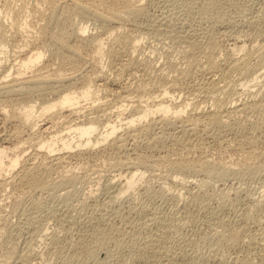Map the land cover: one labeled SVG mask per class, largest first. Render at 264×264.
Here are the masks:
<instances>
[{"label": "rangeland", "instance_id": "1", "mask_svg": "<svg viewBox=\"0 0 264 264\" xmlns=\"http://www.w3.org/2000/svg\"><path fill=\"white\" fill-rule=\"evenodd\" d=\"M3 1H5V0H0V3L4 4ZM120 1H125V0H120ZM141 2H142V5L144 6V9H145V15L142 18H137L138 20L135 18H131V17L127 18L128 20L126 19L124 21V23L126 24L123 27L124 29H121V31H123V32L126 31L127 34L129 33L128 35H130V36L132 33V37L139 36V39L143 38L142 40L140 39L139 51L138 50L135 51V53L137 52V54L133 53L132 51L130 52L131 54H129L130 58H132L133 55L136 58L135 59L133 57L135 59V61L132 58L133 64H131V65L132 66L134 65V66L132 67L130 65L131 68L129 69V71L127 70V67L125 66L126 59L127 60L129 59L128 55H126V53H124L125 55L122 54L123 55L122 57L120 55L119 57H117V59L115 58V60L117 62L115 60H113V64L109 65V63L112 62L110 60V58H108L106 56V58H108L110 60V62H109V60L106 59L105 57L102 58V57L98 56L96 54L94 48L84 46V43H82L81 41L76 42V44L80 46L81 54H82L81 56L83 58L80 56L81 57L80 59L70 60L65 55H61V54L54 53L55 54L54 56H51L50 54H46V56L44 57L43 61L39 64V66L48 65V67H47L48 69L60 70L61 72H64L66 74H73V75L78 76L79 80L76 83V86H78V87L81 86L86 81L85 78L88 75H92V71H93V73L97 69H98L97 71H99V70L103 71V72L108 71L109 74L107 72V75L105 77V78H107V80L105 78L102 80L101 79L102 77L97 79L98 80L97 83L99 82L98 84H100L101 90L98 91L99 93H97L96 96H98V97L100 96V99H99L100 101H104L107 103L109 102L108 104H110V105H108V107H110L111 109H114V110H116V108L114 107L115 105L114 104L111 105L110 101H113L114 99H116V96H118V94L120 95L119 97H121V98H123L124 95H125L124 97L129 95V97H126L127 99L130 98L131 100L134 99L135 101H137V100H143V101L149 100L150 101L152 98H155L157 95H159L160 92L158 93V89L161 90L163 86H166L168 84L170 85V81L172 80V79H170V77L175 76L174 79H177V76H180L177 79V81H178L179 78L180 79L183 78V76L180 75L182 73L184 75V79H182V81H184V84L181 82V80H179L178 83L180 84V82H181V84L179 86V91L176 92L177 95L179 96V99H178L179 102H182L185 99L191 103H197L198 102V105L200 104V106H202V107H206V106L211 105L210 106V108H211L213 106L212 104H214L216 101H219L218 99H220V101L222 100V102H223L227 98V94H230V93H231V95H228V98H229V96H231L230 99L225 100L223 103L227 104L231 101L233 102L232 99L234 98V94L237 93V92L235 93L233 91H238V90L242 89V87L248 83L249 77L251 78V76H249V75L252 74L253 69L255 70L258 67L257 64H259V60L256 59L258 54L253 51V49L251 48L250 45H252V47L256 51L257 50L256 46L258 45V48H259V46H261V44H262L261 40H263V42H264V0H141ZM207 2L215 4L216 10L214 9L215 11H213L212 9H206L207 8V6H206ZM14 3H15V1H14ZM17 3H18L17 4L18 6H22L28 11V15H27L26 20H27L28 24L30 25L28 27V29L31 31L36 30L37 27H38V29L42 28L43 26L46 25L47 21H48V25H47L48 31L49 30L52 31L53 30L52 28L57 29L58 27L70 31V29L72 28V21L75 24H79L80 22H82V18H80V17H75L74 19H72V18H65V16H63V15L60 16L59 23H56V21H54V20L50 22L49 18H50L51 13H50V11L49 12L47 11V9H49L48 5L46 3H43V4L39 5V11H41V13L43 15L47 14L46 16H47L48 20H45V22H44V20L40 19L41 15L39 13H35L37 11L32 10L33 5L36 3V0H23V1L21 0ZM217 8H219V9H217ZM167 12H169V14H167ZM162 14H164V16ZM172 14H174V15L176 14L175 19L177 18L176 17L177 15H178V18H177V20L172 19L171 23L173 25L170 24V26L167 27L166 29L164 26H162V27H164L163 30L165 32L167 31L166 35H165V32L162 30L161 26L157 27L158 29H156V27L155 28L150 27L153 29H149V27H148L149 23L148 22L152 23L153 19L154 20L156 18L159 19V18L165 17V15L169 16ZM220 14H222L223 16L225 15L224 17L227 18L224 20L227 22L223 21V23H225V24L227 23L226 26H225V24L221 23L220 20H222V19L219 18ZM10 15L12 16V18H8V19L6 18L5 19V18L1 17L0 26L2 25L4 27H8V28L12 27V25H13L12 21L15 20V17L11 13H10ZM174 15H172V17H174ZM215 15H217V16H215ZM2 19L4 22L2 21ZM131 19H133L134 21L137 20L138 22L137 21L134 22L133 20L131 21ZM217 19H218V22L220 21L219 23L218 22L216 23ZM231 20L232 21L234 20L233 24H232ZM175 21H176V23H175ZM92 23L93 22H91V21L86 22V25L89 26V31L84 35V37L90 38V36H91V37H95V38H102V39L104 38L105 40L104 39L103 40L106 42V49H107L109 42H110V44L112 43L111 40L113 39L112 37H113V34H115V32L113 33V31L109 30L108 28L106 29L105 27L103 28V26H101L99 24H96V23L92 24ZM133 23H137V24H133ZM174 23L177 26H175ZM228 23L231 25H229ZM146 24H148V26ZM215 24H217V26ZM219 24H220V26H219ZM33 26L34 27L36 26V28H34ZM126 26L130 30H128ZM173 26H174V28H173ZM228 26H230V27H228ZM231 26H233V27L231 28ZM176 27H177V29H176ZM139 28H141L140 31H138ZM105 29L108 32L110 31L111 37H110V33L108 35V32L105 31ZM146 29H147V31H146ZM168 29H169V31H168ZM144 30L146 31V33H144L145 32ZM148 30H149V32L151 31L150 34L155 30L158 33L157 30H159V33H160L159 37H160L161 41L158 37L159 33L157 34L156 32H154L151 35H148L149 34ZM174 30H176V31H174ZM127 31H130L131 33L127 32ZM161 32H164V33H161ZM177 32H179L178 34H180L183 37V39L185 38L184 36H186V39H189V40L191 39V40L189 42H187L188 40H186V39L183 40L180 35H174L175 37L179 36V39L176 40V38H178V37L175 38L173 36V34H177ZM238 33H240V34L238 35ZM122 34H124V33H122ZM141 34H142V36H141ZM144 34H146V36ZM162 34H163V36H161ZM187 35H189V36L191 35V36L190 37L188 36L189 38H187ZM169 36H170V39H169ZM171 36H173L174 39ZM235 36H237L238 39ZM166 37H168V38H166ZM191 37H193V38H191ZM107 38H109V39H107ZM207 38L212 39V41L215 44H217V48L219 46L218 49H220V46H221V52H219L220 50L218 51V49H217L214 52L215 55L212 54V58H213V60L216 59V62H218V61L220 62L222 59V61L220 63L221 65L219 63H217L218 64L217 68H220V70L216 69L218 74L215 70L214 73L210 75V71H211L210 67L212 66L211 64H208V57H210V50H208V49H210V48L206 47V44H207V46H209L210 40L208 41ZM157 39L160 43L157 42ZM192 39L195 43L197 40L200 42L198 45L200 47H198L194 51L192 50L194 52L195 56L197 54L196 57H194L192 54L193 52H191L190 50L188 51L189 48L187 49V47H186L187 45L189 46V43L192 41ZM17 40H15L16 43H14V41L12 40L13 42H11L12 43L11 46L13 48L7 47L8 50L6 48V54L5 55L0 54V56H4L7 58H8V55L10 56L8 59L6 58L8 65L11 63L15 64L17 62V58H16V56H14V51L17 49L16 44L21 45V42L23 43V40H21V38L20 39L17 38ZM149 40H152V43ZM241 40L245 41V42L243 41V43L249 44L248 45L249 48L248 47L247 48L250 51L252 49V53L254 52L252 54V56H250L253 59H251L249 57L250 59L246 63V66H248L249 68H247L248 71L246 70L247 72H245V73H241V71L243 72L244 70H241L240 72H238V71L232 72V70L227 69L228 67H223V66H227V63L224 64L223 60H225L226 57L228 60L229 52L231 54V52L234 51V50H232L234 48L233 45L238 43ZM164 41H165V43H164ZM184 41H185V43H184ZM198 41H197V44H198ZM207 41H208V43H207ZM232 41H234V42H232ZM18 42H20V43H18ZM50 42H51V37H49V36L37 37L36 39H33V41L31 42L32 44L30 43L31 46L28 45L27 49L28 48H31V49L36 48L39 45L43 46V45L48 44ZM161 42H162V44H161ZM259 42H260V44H259ZM250 43H252V44H250ZM13 44L16 47H14ZM35 45H37V46L34 47ZM203 45L205 46L206 49L207 48L208 49L204 50L205 48ZM183 46L186 48L184 49ZM199 48H200V50H199ZM201 48H203V49H201ZM10 49L12 52L10 51ZM25 50H26V48H25ZM180 50L182 52H180ZM225 50H227V52ZM185 51H186V53H184ZM202 51L204 53H202V55H201ZM195 52H199V53L195 54ZM205 52L208 53L209 55L208 54L206 55ZM216 52H218L219 54L217 55ZM236 52H237V57L239 59H241V60L245 59L244 56H245L246 52L245 53L243 51L242 52L236 51ZM166 53H167V58L165 56ZM188 53L189 54L191 53L193 59L191 58V56ZM169 54H170V56H169ZM185 54H188L187 60H189V61H185L186 60V59H184V58H186ZM204 54L207 56V58H206V56H204L205 59L203 57ZM126 56H127V58H126ZM136 56H138V57H136ZM222 56H224L225 58ZM241 56H243V57H241ZM200 57H201V59H199ZM10 58H11V60H10ZM168 58H171V60H169ZM172 58H173V62H172ZM190 58H191V61L193 60L195 63H196V61H198L197 62L198 64L197 63L196 64L199 67L197 65H195V63L193 64V62H192L193 65L190 64V62H191ZM194 58H195V60H194ZM137 59H138V61H137ZM167 59H168L169 63L166 62ZM196 59H199V60H196ZM203 59H204V62H203ZM141 60H143V61H141ZM144 60L147 61V63L149 64L148 67L146 66L147 63L145 64ZM201 60H202V62H201ZM227 60H225V61H227ZM199 61H200V63H199ZM205 61L207 64L205 63ZM251 61H252V63H251ZM164 62H165V64H164ZM187 62L190 64V66L192 68L188 67L189 64ZM255 62L257 64H255ZM167 63L170 65L172 64V67L170 68V65H168ZM203 63H205V64H203ZM173 64H175V65H173ZM178 64H179V66H178ZM200 64L204 65V66H201ZM247 64H249V65L252 64L251 65L252 67L247 65ZM114 65L116 66L115 69H119V68H117L118 66L120 67V69H123L122 71L120 70L118 72L120 75L115 74L116 71H113V70H115L114 67H112ZM121 65H123L125 67V69ZM194 65H195V68H194ZM101 66H103L102 68L104 70L101 68ZM144 67H146V68L144 69ZM147 68H149V69L147 70ZM222 68H224V69L226 68V71H227L226 77H223V76H225L224 73H226V72L224 69L221 70ZM110 69L115 73L112 74ZM183 69L184 70L186 69V71H184ZM260 70L262 72H264L263 71L264 67L261 68ZM46 71H47V69H46ZM136 71H137V73H136ZM182 71H184V72H182ZM189 71L191 72L190 74L188 73ZM127 72H129V73H127ZM228 72H230V74H229L230 78L228 77ZM248 72H250L251 74L250 73L248 74ZM134 73H136V74H134ZM231 73L232 74L235 73V75L234 74L232 75ZM238 73H240V75ZM82 74H85L84 76H86V77H84ZM216 74H217V76H216ZM222 74H223V76H222ZM241 74H242V76H241ZM115 75H117L119 77V78L116 77V80H118L119 82L115 80V77L113 79L112 76H115ZM164 75L165 76L167 75L169 77L168 78L166 76V78H168L167 80L170 79L168 82L166 81V78ZM185 75H187V76L185 77ZM231 75L235 76V77L233 78ZM246 75H248V77ZM108 76H109V81H108ZM120 76H121V78H120ZM211 76H213L214 79H216V80H218L220 78L218 80V81H220L219 82L220 85L223 86L222 88H224V87L227 88L228 93L225 91L226 89H219L218 92L209 89L210 86L208 85L209 86V88H208L207 84H208V80ZM236 76H238L239 79ZM135 77H137V78H135ZM155 77H157L160 80L162 77H164V78H162L163 79L162 83L157 84L156 81H158V79ZM213 77H211V78H213ZM244 77L246 78V80ZM134 78H135V80H134ZM200 78H201V80H200ZM226 78H228L229 80L232 78V81L234 79V83L236 82L237 86L233 85L234 83L231 82V80L230 81L228 79L226 80ZM235 78L237 81L239 80V82L235 81ZM263 78H264V76H263ZM263 78L261 79V81L264 80ZM127 79H129L130 81ZM223 79L226 81H223ZM146 80H148V81L146 82ZM160 80L158 82H160ZM204 80L206 82H204ZM137 82L140 83L141 85L140 84L137 85L138 84ZM142 82H144L143 86H142ZM164 82H166L167 84ZM185 82H186V84H185ZM225 82H227V83H225ZM135 83H136V85H135ZM154 83L156 85H158V87H156V85ZM203 83H206L204 85H206L207 88H205ZM144 84L146 86H144ZM159 84H161L162 87ZM223 84H225L226 86ZM231 84L233 86H231ZM103 85H104V88H106L108 85V87L106 89H108L107 91L109 93L103 88ZM183 85H185V86L187 85L186 86L187 89L190 88V90L187 91L186 87ZM199 85H200V87H199ZM227 86L229 88L231 87L230 89H232L233 91H231ZM137 87H139V88H137ZM181 87H182V89H181ZM193 87H194V91H193ZM234 87H236L237 90H236V88L234 89ZM163 88H165V87H163ZM203 88L205 89L204 91H203ZM109 89H111V90H109ZM125 89H127V90H125ZM206 89H207V91H206ZM228 89H229V91H228ZM49 90L50 89H48V91H47V89H46L44 91L45 99H47V100H51L55 97L54 95H51L49 93ZM131 90H132V92H131ZM180 90H181V92H180ZM200 90H201V93H200ZM208 90H211L212 93ZM223 90L225 92H223ZM152 91L154 93L157 92L158 94L155 93L156 94V96H155V94ZM196 91H197V94H196ZM219 91L220 92L222 91L224 94L222 92H221L222 94L219 93ZM252 91L253 92L256 91V88H252ZM149 92H152L153 94L149 93ZM198 92H199V94H198ZM213 92H216V95ZM206 93H207V95H206ZM239 93L240 92L238 91V93L236 94V96L237 95L238 96L237 97L235 96V98H239V96H242V97H240V99H242V100L248 99V98L250 99L251 97L256 98V100H258V99H260L259 97H262V95L258 96L259 94H257V96H258L257 97L256 94H254L252 96L251 95L246 96V94L239 95ZM232 94H233V98H232ZM38 95H39V93L31 95L30 97L29 96L23 97V95H18V96H14V97H15V100H17V98H18V102L22 101L23 103H25V102L30 101V99H34V100L38 101V103H40V100L38 99L39 98ZM133 95L137 99H135V97ZM148 95L150 97L152 95V98H150ZM212 95H214V96H212ZM219 95H220V98H219ZM103 96H104V98H103ZM131 96H133V97L131 98ZM14 97H13V99H14ZM185 97H188V99ZM209 97H212V98H209ZM4 98H6V97H4ZM4 98H0V99L2 100ZM207 99H213V100L209 101ZM214 99L215 100L217 99V100L215 101ZM14 103L15 102H13V104ZM205 103H206V105L204 106L203 104H205ZM0 104H1L2 108H4L6 103H4V101L3 102L0 101ZM10 104H12V103H10ZM2 108H0V146L7 144L6 146L11 145L12 147H14L15 145H18V143L20 146H21V144H23L22 146H24L25 149L22 148V150L24 149L26 151V152L22 153L24 155H30V154L34 153L35 149H36L35 146H37L36 144L38 142H40L41 140L45 139L46 137H51L52 135H54L56 133L57 129L58 130L63 129L62 131H64V130H66V127L75 123V121L77 122L78 120L80 121V120L84 119L83 117H81L80 119H77V118H75V117H77L76 115L69 116V117H67V121L70 120L69 121L70 123L65 121V122H67V124L66 123H60L59 125L57 124L56 125L57 128H56V126H54V124H52V121H50V120H46V121L40 120L38 123L39 125H37V126L33 125V124L27 125V124L21 123V121H19V120L18 121L14 120L16 118L11 119L10 116H8L7 114H5V112L2 111L3 110ZM6 109L11 110V107L8 106ZM83 113L87 114L89 112L87 110H83L81 112V114H83ZM128 114H129V112L128 113L126 112L125 116H127ZM49 115L50 114H48L47 116H49ZM94 115H96V114L94 113L92 116H94ZM252 115H253V117H252ZM252 115H251V117H250V115H246L245 117H242L244 115H241V118H240L241 120L239 119L240 123L242 122L243 124H245V121H246V123H247L246 125H248L250 123V121H252V123H253V125H252V123H250L248 125V128H250L247 130V134H246L247 137L249 136L248 138L243 137V135L239 133L240 135H242V138H243V139L241 138L242 140L239 139L241 136L238 134V132H235L233 130L231 131L230 129L228 130V128L224 127L227 131L224 128L221 129L222 131L220 130V132H223L225 130L223 132L224 133L223 136H221L222 134L219 132V135H215V134H214V136L213 135H207V136L203 135L204 136L203 138L201 137V138L195 140L194 142H196L198 144H196L194 142L193 143L196 144V146L193 143L191 144L192 146L194 145L193 147L196 148V149L193 148L195 150V152H194V150L192 152V148L191 149L187 148V147H191L187 141H185V140L182 141L180 139L177 142V140H176L177 135H175V134H177V130L169 129V128H168V130H167V128L160 130L161 128H156L154 131L155 136H159L160 134H161V136H163L165 134L163 136V143H161L160 145L155 147L156 149L148 147L149 149L147 150V146H145V145H147V142L150 140V138L152 136H154L152 134V135H149L150 137L148 135L142 137L141 138L142 140H140L139 143H137L135 146L133 145L134 148L137 149V151H136V149L134 151L130 150L127 153L126 152L121 153L122 151L120 152L118 150L115 151V149L112 148V146L110 144L108 145V141L105 142L104 144L103 143L101 144V150L102 151L99 153H94V154L93 153H89V154L86 153V154H84V156L81 155L82 156L81 157L80 155H77L76 149L73 150L72 152H70L69 155L66 156V158H64L65 160L63 159L61 166L59 168H57L56 170H54V172L52 173V178L49 181V183L60 181L62 187L56 188L58 192L55 191L56 190L55 188L49 189V190H44V192L43 191L38 192V191L32 190L29 186L22 184V183L21 184L16 183L17 185L8 184L4 187H1L0 188V264H5L4 260L6 259L5 258L6 257L5 253L7 252L6 248L9 247L8 251H10V249L14 245L15 248L14 247L13 248L15 250L20 248L18 250L20 252H21V249H22V251L24 249H26L27 243L29 242V239H30L29 238L30 234L35 235L34 239H36V240H33L32 243L34 244V241L36 242L35 244L37 247L35 248V244H34V248L37 249L40 253L39 255H40L41 259L39 258L38 261L39 260H41V261H39V264H42V263L43 264H107L99 257V255L88 254L85 251H80L78 249L79 246L76 245V244H78V242L80 243V241H78L80 236H82V237H80L81 239L83 237L84 238L86 237V239H94L96 236H99V235H109L110 244L108 245V248L115 249L118 251H119V248H117V247L121 246V248H122L120 250V253H119L120 254L119 258L116 257L118 255V254H116L115 258H117V261L113 264H140V262H141V264H143L145 262L146 263L148 262L150 264H157L156 262H158L157 261L158 255H156V253H153L152 251L154 249L157 250L159 248L154 247L152 249L149 244H144V243H146V240H149V238L151 237V235H149V234H152V236H154V237H155L154 234H157L156 237H158V239H161L160 240L161 242H159V244L161 245L162 242L164 243V244L162 243L163 245H161V247L163 249L168 248V249H173V251L176 250V251H174L176 253L181 246H183V247L185 246L184 248H186V244H184L183 241L185 242V241H188L190 239L191 240V241L189 240L190 242H185V243L189 244L191 242L196 241V238L198 237L197 241L199 240V242L196 241V243H194V246L191 245L193 248L192 247L188 248L189 249L188 251L190 253L189 256H191V257L194 256L195 258L196 257L199 258L202 255H203L202 257L205 256L204 259L202 257L199 258V260L196 259V260H198L197 262H199V263L201 261L203 263V261L205 260L204 261L205 264L206 263L207 264L208 263L209 264H215L219 261L221 262V264H226V262H227V264H232V263L233 264H241V262L240 263L235 262V259L237 258L241 261L244 260L243 262H245V260H246V262L247 261L249 262L250 260H248V259H251V258H249V255H250L251 257H253L252 259L254 262L251 260L252 263L250 261L248 264H250V263L251 264H253V263L254 264H264V249H262V248H264V232H263L264 231V227H263L264 226V171L257 168V164L259 162H261L262 164L264 163L262 160V159H264V156H263L264 155V153H263L264 152V135H263L264 134V127H263L264 125L261 122H259L261 116H258L259 115L258 113L252 114ZM254 116H256V117L258 116L257 117V119L259 120V121H257L258 126H254V123L256 124V120H254L256 118ZM247 118H249V120H246ZM64 120H66V119H64ZM55 121L57 122V119ZM50 122H51L52 127L50 126ZM260 123H261V126L263 125L262 126L263 128H258V127H260V125H259ZM252 126H254V127H252ZM47 127L50 129H48ZM251 127L254 129H251ZM256 128H257V130H255ZM258 129H261V131L263 130V132H261ZM250 130L253 134L250 132ZM255 131L257 134L256 133L254 134ZM259 131L261 133H259ZM49 132L50 133L52 132V134H50ZM231 132H233V133H231ZM234 132L237 136H235V135L231 136L232 134H234ZM63 134H65V132H63ZM216 134H218V132ZM248 134H250V135H248ZM166 135H168V136H166ZM228 135H229V137H228ZM251 135L253 136V138ZM165 136H166V138H165ZM217 136H219V137L221 136V137L219 138ZM258 136H261L259 138H261L262 141H260L261 139L259 140ZM175 137H176V139H174ZM164 138L167 139L168 141L164 140ZM7 139H8V141H7ZM200 139H202V140H200ZM244 139H246V140L249 139V140L247 142ZM250 139H251L252 143H251ZM252 139H255V140H252ZM256 139L259 140L260 142L257 141ZM145 140L147 142H145ZM232 140H234V141H232ZM219 141H220V143H218ZM238 141L243 142L244 145ZM141 142H142V144H140ZM215 142H217V143H215ZM255 142H257V143H255ZM133 143H134L133 141H130L129 148H133V146H132ZM186 144H187V146H186ZM245 144H246V147H244ZM253 144H255V145H253ZM256 144H257V147L255 149L254 146H256ZM258 144L260 146H258ZM234 145H236V146H234ZM241 145L244 147V149H240V148H243ZM113 149H114L115 154L113 153ZM259 149H260V151H259ZM110 150H112V152ZM173 150H175V152ZM187 150L189 151V153H190L189 156L191 158L188 156V154H187L188 157L186 156ZM180 151H182V154L185 153V154H183V157H185V158L186 157L189 159L194 158L192 160H199V159L200 160L205 159V161L210 160V162L215 163L217 165L219 172H220V170L222 171V173H221L222 175H221V177H219L221 182L218 180L219 179L218 177H216L217 178L216 181L214 180L216 178H214L213 181L217 185L213 184L212 183L213 181H211V183L213 184L212 186H215V187L213 188L210 186L213 189H211L210 187H207L208 189L205 188L204 191H207V192H205L206 194H204V192H202V196L204 198L201 197V195H200V197H198L199 201H197L198 198L192 199V197H193L192 194L193 193L197 194L196 189H194L196 191V193L193 192L191 194H187V192L183 189H181L183 192L180 191L179 186L176 185V187H175V184L171 182L172 179L177 176V174L176 173L173 174L170 170H169L170 173H165V171L166 172L168 171V170H166L168 168L165 167L166 169H164V167H161V165L165 166L166 164H164V165L160 164L159 165L161 167L160 171L162 173L159 171V166L157 165L156 166L157 170L155 169L156 172H153V173H155V175H153V173L151 172L152 174L149 175L150 178L148 177L144 181L140 182L139 185L135 189L124 194V196L126 195L128 198L124 199V198H126V196H125L122 199V201H121L122 205H121V207H119V209L117 211L116 210L114 211L112 209L110 210V206L106 203V202H108V199L106 198L105 194L103 195L105 197L101 196L105 192V191L103 192V189H102L103 185L105 183H107L109 178L112 179V178L116 177V175H118L120 172H124V170L128 169V167H127L128 163L130 161H132L135 158V156L138 155V153L139 154L141 153V155H145V156L146 155L150 156L151 154H152L151 156H153V154H154L155 158H158V157L161 158L162 156L168 158L170 156L169 158H172L174 160L175 158L177 159V158L182 157V155L179 156L181 153ZM188 151H187V153H188ZM176 152H177V154H179L178 155L179 157L177 155H176L177 157L175 156ZM178 152H180V153H178ZM191 152L194 154H192ZM247 152H248V154H247ZM253 152H255V154H256V152L260 153L259 154L260 157H259L258 153L256 154L257 157H255ZM261 153L263 155H261ZM135 154H137V155H135ZM245 154H246V156H245ZM160 155H161V157H160ZM171 155L172 156L174 155V156L172 157ZM248 155H250L252 157V159H255V160L249 159L250 161L248 163H246L245 157L248 159V157H247ZM148 156H146V157H148ZM130 157H132V158H130ZM126 159L128 162L124 161ZM251 161L255 162V164ZM123 162L126 164L124 165ZM121 163H122V165H121ZM118 165H119V167H118ZM225 166L226 167L229 166L228 167L229 169L226 168ZM119 168L122 170H120ZM230 168L233 170H231ZM226 169H228L230 172H228V170H226ZM127 171L128 170H126L123 174H125ZM157 171H159L160 173ZM163 171L165 174H163ZM157 173H158V175H156ZM171 174H173V175H171ZM175 174H176V176H175ZM168 175H171V176H168ZM217 182H219L220 184ZM231 187H232V190H231ZM233 189L234 190L236 189V190L234 191ZM217 190H218V192H217ZM179 191L185 195L184 197H188V196L190 197L191 200L190 199L187 200V198H184L187 200V201L184 200V203L186 205L184 203H180V202L178 205V201L176 200V198L173 197V195L178 194ZM225 191H228L227 193H229V194H226ZM90 192L93 193L94 197L96 195L98 196L100 194L99 192H101V195H100V197L96 196L98 198V199H96V197L94 198ZM94 192L96 195L94 194ZM61 193L63 196L61 195ZM162 193L164 195H167V194L168 195L164 196V195H162ZM165 193H167V194H165ZM214 194H215V196H214ZM219 194L220 195L223 194L222 198H221V196L219 197ZM205 195L207 196L208 199L206 198ZM227 195L230 196L229 199H228ZM216 196H217V198H216ZM223 196H225V197H223ZM167 197H168V199H167ZM104 198H105L106 202L103 200ZM129 198H130V200H129ZM219 198H221L222 201L224 200L223 202H225V203H223V202L221 203V199H219ZM225 198L228 200H226ZM215 199H217V200H215ZM127 200L130 202H127ZM165 200H167V201H165ZM192 200L194 202L196 200L195 204L193 203ZM211 200H214V202ZM218 200H220V201H218ZM190 201H191V203H190ZM206 201L207 202L209 201L210 205H209V203L207 205ZM216 201L218 202V204ZM262 201H263V203H262ZM205 202H206V204H205ZM219 202L221 204H219ZM83 203H85V204H83ZM103 203H104V205H103ZM105 203H106V205H105ZM98 205H99V207H97ZM128 205H130V206H128ZM133 205L135 206V208ZM204 206H207V207H204ZM217 206H219V207H217ZM126 208H128V209H126ZM181 208H182V210H181ZM187 208H189V209H187ZM249 210H251V211L249 212ZM95 211H97V212H95ZM100 211H101V213H100ZM164 212H166V213H164ZM213 212L214 213L217 212V213L214 214ZM245 212H247L246 215H245ZM157 213H158V215H157ZM161 214L163 216L166 215V219L168 218V220L170 219V221L173 220L172 222L169 221L170 226L166 225L167 228H163L162 226L157 225V223L159 224L158 220H160V219H158V218H160L159 216L162 217ZM28 215L30 217L34 216L33 217L34 223H32L31 225H27L23 222L26 220V218L29 217ZM172 215H173V217H172ZM215 215H216V217H215L216 219L213 218V216H215ZM238 215H240V216L238 217ZM182 216H183V219H181ZM246 216H247V218H245ZM112 217H114V218H112ZM155 219H158V220L156 221ZM233 219H235V220H233ZM214 220L218 221V222L216 221L217 224ZM220 220L223 221L224 224L221 223ZM153 221H154V223H152ZM82 222H84V223H82ZM166 222H168V221H166ZM176 222H178V223H176ZM218 223H219V225L221 224V226L223 224V226L222 227L218 226ZM234 223H236V224H234ZM27 227L28 228L31 227V229H28ZM223 227H225V228L223 229ZM23 228H25V229H23ZM217 228L219 231L216 230ZM215 230L220 232V233H218V232L215 233ZM235 230H238V233H239L238 235H240L241 238L239 237L240 240L238 239L239 243L236 242V243L230 245L231 243L227 242L225 240V238L227 237V235H230V234L236 232ZM29 231H30V234H29ZM58 231H61V232H58ZM232 231H234V232H232ZM75 232H76V234H75ZM221 232H223V233H221ZM23 233H25L26 235H24ZM211 233H214V234H211ZM222 234H223V236L221 238L223 240H225V242H223V240L221 238H219ZM91 235H92V238H90ZM208 235H210V236H208ZM217 235L219 237L216 238ZM224 235H226V236L224 237ZM45 236H46V238H45ZM72 236L75 238H73ZM212 236L213 237L215 236L216 240ZM147 237H149V238L147 239ZM206 237L209 240H207ZM218 238L221 239L223 243L218 242ZM257 238L259 240H257ZM134 239H136V242L138 241V243H139V244L136 243L137 248L134 247L133 245H131L132 244L131 240H134ZM144 239H146V240H144ZM192 239H194V240H192ZM201 239L202 240L204 239L205 242L203 243L204 240L202 241ZM211 240L217 241L218 243L212 242ZM261 240H263V241H261ZM147 243H149V242L147 241ZM198 243L199 244L201 243V244L198 245ZM87 244L93 245L94 240L92 242L87 243ZM25 245H26V247H25ZM165 245H166V248L164 247ZM138 246H140V247L143 246V248H145L144 251L147 254L145 252H143L142 249H139ZM196 246H198V247H196ZM203 246L205 249H202ZM134 248H136V249H134ZM194 248H196L197 254H196V251L194 252V250H195ZM147 249H149V251H147ZM140 250L143 252L144 256H142V253H140L141 252ZM199 250H201V251H199ZM118 251H117V253H118ZM157 252H158V250H157ZM215 252L217 254H215ZM194 253L197 256H195ZM233 253L235 256L233 255ZM208 254H210V255H208ZM214 254H215V257L214 256L212 257V255H214ZM236 254H237V257H236ZM219 255H221L223 257L225 256L223 258L224 259L223 261L226 260L225 263L220 259ZM3 256H4V258H3ZM216 256H218V258L220 260L218 258H216ZM241 256H242L243 260L240 259ZM245 257H248V258H245ZM230 258L232 259V263H230L231 262ZM214 261H215V263H214ZM202 263H200V264H202ZM217 264H220V263H217Z\"/></svg>", "mask_w": 264, "mask_h": 264}, {"label": "bare ground", "instance_id": "2", "mask_svg": "<svg viewBox=\"0 0 264 264\" xmlns=\"http://www.w3.org/2000/svg\"><path fill=\"white\" fill-rule=\"evenodd\" d=\"M14 1H15V3H14ZM19 1H21V0H5V1H3L4 2V4H2V3H0V19H1V17H3V18H12V16L10 15V13L12 14V15H14V17H15V20H13L12 21V23H13V25H12V27H10V28H8V27H4V26H0V54H2V55H5L6 54V48L7 47H9V48H13L12 46H11V42H13L14 41V43H16L15 42V40H17V38L18 39H20L21 38V40H23V43L21 42V45H17L16 44V46H14V44H13V46L14 47H16L17 49L14 51V56H16V58H17V62L14 64H7V59L10 57L8 54V58L7 57H4V56H0V98H4V97H6V98H4V99H0V101H4V103H6L5 104V106H4V108H2V106H1V104H0V108H2L3 110V112H5V114H7L8 116H10L11 117V119L12 118H16V119H14V120H19V121H21V123H24V124H33V125H39L38 123H39V121L40 120H44V121H46V120H50V121H52V124H54V126H56L57 124L59 125L60 123H66L67 124V122H69V121H67V117H69V116H73V115H76L77 117H75V118H77V119H80L81 117H83L84 119L83 120H78L77 122L75 121V123H73V124H71V125H69L68 127H66V130H64V131H62V130H56V133L54 134V135H52L51 137H46L45 139H43V140H41L40 142H38L36 145L37 146H35L36 147V149H35V152L34 153H32V154H30V155H24V154H22V153H24V152H26L24 149V146H22L23 144H21V146L19 145V143H18V145H15L14 147H12L11 145H8V146H6V145H3V146H0V188L1 187H4V186H6V185H8V184H11V185H17L16 183H22V184H25V185H27V186H29L32 190H35V191H38V192H40V191H43L44 192V190H49V189H53V188H60V187H62L61 186V183H60V181L58 182H52V183H49V181L51 180V178H52V173L54 172V170H56L57 168H59L60 166H61V164H62V161H63V159L64 158H66V156L67 155H69L70 154V152H72L73 150H75L76 149V151H77V155H83L84 156V154H86V153H99V152H101L102 150H101V144L103 143H105V142H107L108 141V145L110 144L111 146H112V148H114L115 149V151L116 150H118V151H122L121 153H124V152H129L130 150H135L136 148H134V146L137 144V143H139L140 142V140H142L141 138L142 137H144V136H149V135H154L155 136V129L156 128H161L160 130H163V129H165V128H167V130H168V128L169 129H174V130H177V134H175V135H177L176 137H177V139H176V137L174 138V139H176L177 140V142H178V140H185V141H187L188 143H189V145L191 146V147H187V148H189V149H191L192 148V152H193V148H195V147H193L194 145L196 146V144H198V143H196V142H194L195 140H197V139H199V138H203L204 136L203 135H205V136H207V135H213L214 136V134L215 135H219V132H220V130L221 129H223L224 127H226V128H228V130L230 129L231 131L233 130V131H235V132H238V134L240 133V134H242L243 135V137H246V138H248L247 137V130L248 129H250V128H248V125L250 124V123H252V121H250V123L248 124V125H246L247 123H246V121H245V124H243L242 122V124L240 123V121H239V119L241 118V115H244V116H242V117H245L246 115H250V117H251V115L252 114H259L258 116H261L260 117V121L257 119V117L256 116H254L256 119H254V120H256V124L254 123V126H258L257 125V121H259V122H261L263 125H264V80H262L261 81V79L263 78V76H264V72H262L260 69L261 68H263L264 67V42H263V40H261L262 41V44H261V46H259V48H258V45L256 46L257 47V50L255 51L254 50V48L252 47V45H250L251 46V48L253 49V51L254 52H256L257 54V60H259V64H257L256 62H255V64H257L258 65V67L254 70L253 69V72H252V74L250 73V72H248V74L250 73L251 75H249V76H251V78L249 77V81H248V83L247 84H245L243 87H242V89H240V90H238L240 93H239V95H243V94H246V96H248V95H254V94H256V96H257V94H259L258 96H260V95H262V97H259L260 99H258V100H256V98H252L251 96V98L249 99H240V97H242V96H239V98H235V96H236V94L238 93V91H233L232 89H230L228 86V88L231 90V91H233V92H237L236 94H234V98H233V94H232V100H233V102L231 101V102H229V103H223L225 100H229L230 99V97L231 96H229V98H228V95H231V93L230 94H227V98L224 100L223 98V102H222V100L220 101V99H218L219 101H216L215 99V103L214 104H212L213 106L210 108V106L211 105H209V106H206V107H202V106H200V104L198 105V102L197 103H191V102H189V101H187V100H181L182 102H179V96L177 95V91H179V86H180V84H181V82L184 84V81H182V79H184V75H183V73L182 74H180L181 76H183V78L182 79H180L179 78V80H181V82H180V84L178 83L179 82V80L177 81V79H178V77H180V76H177V79H174V77L172 78V77H170V79H172L171 81H170V85L168 86V85H166L167 83L166 82H164V83H166L165 85L166 86H163V87H165V88H163L162 87V85L161 84H159V85H161V87H162V89L161 90H159L158 89V93H159V95H157L156 96V94L155 93H157V92H153L154 94H155V98H152V95H151V97L150 98H152L150 101L148 100H145L144 98V100L145 101H143V100H137V101H135L134 99H127L126 97H129V95L128 96H126V97H124L123 96V98H121V97H119L120 95L118 94V96H116V99H114L113 101H110V103H111V105L112 104H114L115 106V108H116V110H114V109H111L110 107H108V105H110V104H108L107 102H104V101H100L99 99H100V96L98 97V96H96L97 95V93H99L98 91H100L101 90V86H100V84H98L97 83V79L98 78H101L102 80L106 77V75H107V72L108 71H106V72H103V71H95L94 73H93V71H92V75H88L87 77L86 76H84L85 74H82L84 77H86L85 79H86V81L81 85V86H76V83L78 82V80H79V77L78 76H76V75H73V74H66V73H64V72H61L60 70H54V69H48L47 67H48V65H46V66H39V64L43 61V59H44V57L46 56V54H50L51 56H54L55 54L54 53H56V54H61V55H65L67 58H69L70 60H76V59H80L82 56V54H81V49H80V46L79 45H77L76 44V42H78V41H81L82 43H84V46H86V47H92V48H94L95 49V52H96V54L98 55V56H100V57H105L106 58V56L108 57V58H110V60L112 61L111 63H109V65L111 64H113V60H115V58L117 59V57H119L120 55H121V57L123 56L122 54H124V53H126V55H128V60L126 59V63H125V66L127 67V70L129 71V69L131 68L130 67V65L131 64H133L132 63V58L134 57V55H133V57L132 58H130L129 56V54H131L130 52L132 51L133 53H135V51L136 50H138L139 51V47H140V39L142 40L143 38H140L139 39V36H134V37H132V33L130 32V31H127V32H130L131 33V36L130 35H128L127 33H126V31H121V29H124L123 27H124V25H126L125 23H124V21L127 19V18H135V19H137V18H142L144 15H145V9H144V6L142 5V2H141V0H125V1H120V0H36V3L33 5V8H32V10L33 11H37V12H35V13H39L40 15H41V20H44V22H45V20H48V18H47V14H45V15H43L42 13H41V11H39V5L40 4H43V3H46L47 5H48V8L49 9H47V11L49 12L50 11V13H51V15H50V22L51 21H56V23H59V21H60V16L61 15H63V16H65V18H72V19H74L75 17H80V18H82V22H80L79 24H75L73 21H72V28L70 29V31H68V30H65V29H62V28H60V27H58L57 29H54V28H52L53 30L52 31H48V21L46 22V25L45 26H43L42 28H39L38 29V27L36 28V26L34 27V28H36V30H29L28 29V27L30 26L29 24H28V22H27V20H26V18H27V15H28V11L24 8V7H22V6H18L17 4V2H19ZM23 1V0H22ZM14 3V4H13ZM207 8L206 9H212L213 11H215L216 10V8H215V4H213V3H209V2H207ZM205 6V7H206ZM215 9V10H214ZM217 9H219V8H217ZM219 12V11H218ZM216 13V12H215ZM221 13V12H220ZM165 14V13H164ZM164 14H162L163 16H164ZM167 14H169V12H167ZM213 14V13H212ZM172 15H174V14H172ZM172 15H165V17H162V18H159V19H153L152 20V23L151 22H148L149 23V26H148V24H146L148 27H149V29H153V28H155L156 27V29H158L157 27H162V26H164L165 27V29L167 28V27H169L170 26V24L171 25H173L171 22H172V19L173 20H177V18H178V15L176 16L177 18L175 19V15H174V17H172ZM218 15V14H217ZM217 15H215V16H217ZM26 16V17H25ZM225 16V15H224ZM222 14H220V16H219V18L220 19H222V20H220L219 18V20L221 21V23H223V21L225 20V19H227V18H225ZM156 17V16H155ZM171 17V18H170ZM218 19L216 20V23L218 22ZM231 19V18H230ZM128 20V19H127ZM133 19H131V21H132ZM138 20V19H137ZM136 20V21H137ZM180 20V19H179ZM2 21H3V19H2ZM93 22V23H96V24H99V25H101V26H103V28L105 27L106 29L108 28L109 30H112L113 31V33L115 32V34H113V41L111 40V44H110V42H109V45L107 46L108 48L106 49V42L102 39V38H95V37H91L90 36V38H85L84 37V35L89 31V26L88 25H86V22ZM130 21V20H129ZM134 21V20H133ZM136 21H134V22H136ZM219 21V22H220ZM230 21V20H229ZM228 21V22H229ZM232 21V20H231ZM251 21V20H250ZM4 22V21H3ZM138 22V21H137ZM174 22V21H173ZM179 22V21H178ZM218 22V23H219ZM224 22H227V21H224ZM233 22H234V20L232 21V24H233ZM15 23V24H14ZM92 23V24H93ZM130 23V22H129ZM175 23H176V21H175ZM175 23H174V25H175ZM230 23V22H229ZM228 23V24H229ZM133 24H137V23H133ZM223 24H225V23H223ZM227 24V23H226ZM226 24H225V26H226ZM145 25V26H146ZM216 26H217V24H215ZM222 25V24H221ZM229 25H231V24H229ZM100 26V27H101ZM140 26V25H139ZM175 26H177V25H175ZM219 26H220V24H219ZM127 27V26H126ZM125 27V28H126ZM150 27H153V28H150ZM164 27H162V30H163V28ZM172 27V26H171ZM228 27H230V26H228ZM233 26H231V28H232ZM32 28V27H31ZM33 28V29H34ZM50 28V27H49ZM146 28V27H145ZM173 28H174V26H173ZM213 28V27H212ZM217 28V27H216ZM219 28V27H218ZM230 28V29H231ZM51 29V28H50ZM105 29V31H107ZM127 29H128V27H127ZM126 29V30H127ZM133 29V28H132ZM140 29L141 28H139V30L138 31H140ZM172 29V28H171ZM176 29H177V27H176ZM180 29V28H179ZM226 29V28H225ZM128 30H130V29H128ZM135 30V29H134ZM143 30V29H142ZM161 30V31H162ZM182 30V29H181ZM145 31V30H144ZM146 31H147V29H146ZM146 31L144 32V33H146ZM158 31V33H159V30H157ZM164 31V30H163ZM168 31H169V29H168ZM171 31V30H170ZM173 31V30H172ZM174 31H176V30H174ZM108 32V31H107ZM148 32H149V30H148ZM147 32V33H148ZM151 32V31H150ZM150 32H149V34L148 35H151L152 33H154V32H156V30L155 31H153L151 34H150ZM165 32V31H164ZM164 32H161V33H164ZM167 32V31H166ZM166 32H165V35H166ZM195 32V31H194ZM234 32V31H233ZM109 33H110V31L108 32V35H109ZM122 33H126L125 35L124 34H122ZM138 33V32H137ZM157 33V32H156ZM157 33V34H158ZM169 33V32H168ZM173 33V32H172ZM179 32H177V34H173V36L174 35H180V34H178ZM223 33V32H222ZM225 33V32H224ZM237 33V32H236ZM188 34V33H187ZM202 34V33H201ZM231 34V33H230ZM233 34V33H232ZM240 33H238V35H239ZM136 35V34H135ZM145 36H146V34H144ZM154 35V34H153ZM171 35V34H170ZM183 35V34H182ZM186 35V34H185ZM207 35V34H206ZM219 35V34H218ZM41 36H43V37H45V36H49V37H51V42L50 43H48V44H45V45H43V46H38V47H36L37 45H35L34 47H36V48H28L27 49V47H28V45L29 46H31L30 45V43L33 41V39H36L37 37H41ZM141 36H142V34H141ZM160 36V33H159V35H158V37ZM161 36H163V34L161 35ZM173 36H171L172 38H173ZM181 36V35H180ZM189 35H187V38H189L188 37ZM203 36V35H202ZM233 36V35H232ZM243 36V35H242ZM110 37H111V33H110ZM148 37V36H147ZM175 37V36H174ZM176 37H178V38H176ZM175 38H176V40L177 39H179V36H176ZM185 38L183 39V37L181 36V38L183 39V40H185L186 39V36H184ZM195 37V36H194ZM201 37V36H200ZM209 37V36H208ZM235 37H237V36H235ZM157 38V37H156ZM155 38V39H156ZM163 38V37H162ZM166 38H168V37H166ZM191 38H193V37H191ZM198 38V37H197ZM202 38V37H201ZM229 38V37H228ZM240 38V37H239ZM243 38V37H242ZM107 39H109V38H107ZM106 39V40H107ZM154 39V38H153ZM159 39H160V37H159ZM169 39H170V36H169ZM168 39V40H169ZM174 39V38H173ZM205 39V38H204ZM208 39V38H207ZM234 39V38H233ZM237 39H238V37H237ZM263 39V38H262ZM13 40V41H12ZM148 40V39H147ZM167 40V39H166ZM186 40H188L187 42H189L190 40L189 39H186ZM210 40V42H209V46H207V44H206V47H208V48H210V49H208V50H210V57H208V64H211L212 66L210 67L209 65V67H210V75L211 74H213L214 73V71L216 70V69H219L220 70V68H217V63H221V61H222V59H221V61L219 62H216V59L215 60H213V58H212V54H214L215 55V51L219 48V46H218V48H217V44H215L213 41H212V39H208V41ZM240 40V39H239ZM18 41V40H17ZM109 41V40H108ZM107 41V42H108ZM149 41H151V43H152V40H149ZM160 41H161V39H160ZM198 41V40H197ZM197 41H196V43L193 41V39H192V41L189 43V46L187 45L186 47H187V49H188V51L190 50L191 52H193L194 50H196L198 47H200V46H198L199 45V41H198V44H197ZM208 41H207V43H208ZM212 41V42H211ZM231 41V40H230ZM243 41L244 40H241V41H239L238 43H236V44H234L233 45V49L232 50H234V51H232L231 52V54H230V52H229V58H228V60H227V57H226V59L225 60H227V61H225V60H223L224 61V64L225 63H227V66H223V67H228L227 69L228 70H232V72H234V71H238V72H240L241 70H244L243 72L241 71V73H245V72H247L248 71V69L247 68H249L248 66H246V63H247V61L251 58V59H253L252 57H250V56H252V54L254 53H252V49H251V51L248 49L249 47H248V45L249 44H247V43H243ZM37 42V41H36ZM35 42V43H36ZM142 42V41H141ZM154 42V41H153ZM157 42H159L158 41V39H157ZM168 42V41H167ZM232 42H234V41H232ZM237 42V41H236ZM245 42V41H244ZM18 43H20V42H18ZM150 43V42H149ZM160 43V42H159ZM158 43V44H159ZM164 43H165V41H164ZM169 43V42H168ZM184 43H185V41H184ZM183 43V44H184ZM32 44V43H31ZM108 44V43H107ZM161 44H162V42H161ZM250 44H252V43H250ZM256 44V43H255ZM259 44H260V42H259ZM11 47H10V46ZM142 45V44H141ZM174 45V44H173ZM205 45V44H204ZM203 45V46H204ZM33 46V45H32ZM143 46V45H142ZM185 46V45H184ZM183 46V47H184ZM202 46V47H203ZM231 46V45H230ZM229 46V47H230ZM254 46V45H253ZM171 47V46H170ZM186 47H184V49L186 48ZM248 47V48H247ZM25 48H26V50H25ZM204 48H205V46H204ZM182 49V48H181ZM186 49V50H187ZM201 49H203V48H201ZM206 48L204 49V50H207ZM7 50H8V48H7ZM193 50V51H192ZM199 50H200V48H199ZM198 50V51H199ZM220 50V51H219ZM10 51H11V49H10ZM9 51V52H10ZM184 51V50H183ZM218 51L219 52H221V46H220V49H218ZM226 52H227V50H225ZM236 51H243L244 53H245V59L244 60H241V59H239L238 57H237V52ZM12 52V51H11ZM180 52H182L181 50H180ZM200 52V51H199ZM199 52H195V54L196 53H199ZM207 52V51H206ZM205 52V53H206ZM170 53V52H169ZM184 53H186V51L184 52ZM202 53H204L203 51L201 52V55H202ZM217 53V55L219 54L218 52H216ZM11 54V53H10ZM13 54V53H12ZM135 54H137V52L135 53ZM189 54V53H188ZM188 54H185V57L186 58H184L183 56V58L184 59H186L185 61H189V60H187L188 58H187V56H188ZM193 54V56L194 57H196L197 56V54H196V56L194 55V52L192 53ZM208 53H206V55H207ZM243 54V53H242ZM125 55V54H124ZM183 55V54H182ZM190 56H191V58H192V55H191V53L189 54ZM200 55V56H201ZM205 54L203 55V57L204 56H206ZM209 55V54H208ZM213 55V56H214ZM224 55V54H223ZM228 55V54H227ZM241 55V54H240ZM81 56V57H80ZM166 58H167V53H166ZM169 56H170V54H169ZM172 56V55H171ZM181 56V55H180ZM120 57V58H121ZM136 57H138V56H136ZM176 57V56H175ZM199 57V56H198ZM197 57V58H198ZM217 57V56H216ZM219 57V56H218ZM222 57H224V56H222ZM241 57H243V56H241ZM250 57V58H249ZM254 57V56H253ZM7 58V59H6ZM12 58V57H11ZM11 58H10V60H11ZM15 58V57H14ZM60 58V57H59ZM83 58V57H82ZM108 58H106V59H108ZM126 58H127V56H126ZM135 58V57H134ZM133 58V59H134ZM191 58H190V61H191ZM206 58H207V56H206ZM225 58V57H224ZM255 58V57H254ZM136 59V58H135ZM135 59H134V61H135ZM169 60H171V58H168ZM168 59H167V61L166 62H168ZM177 59V58H176ZM193 59V58H192ZM199 59H201V57L199 58ZM199 59H196V60H199ZM204 59H205V57H204ZM204 59H203V62H204ZM218 59V58H217ZM109 60V59H108ZM110 60H109V62H110ZM119 60V59H118ZM125 60V59H124ZM123 60V61H124ZM183 60V59H182ZM181 60V61H182ZM194 60H195V58H194ZM256 60V61H257ZM9 61V60H8ZM116 61V60H115ZM122 61V60H121ZM137 61H138V59H137ZM141 61H143V60H141ZM140 61V62H141ZM145 61V60H144ZM253 61V60H252ZM252 61H251V63H252ZM117 62V61H116ZM172 62H173V58H172ZM192 62H193V64L195 63L193 60L190 62V64H192ZM198 61H196V63H197ZM201 62H202V60H201ZM250 62V61H249ZM248 62V63H249ZM9 63V62H8ZM147 63V61H145V64ZM169 63V62H168ZM167 63V64H168ZM171 63V62H170ZM175 63V62H174ZM178 63V62H177ZM181 63V62H180ZM188 63V62H187ZM195 63V65H197ZM199 63H200V61H199ZM205 63H206V61H205ZM205 63H203V64H205ZM115 64V63H114ZM118 64V63H117ZM137 64V63H136ZM140 64V63H139ZM142 64V63H141ZM164 64H165V62H164ZM182 64V63H181ZM189 64V63H188ZM190 64H189V68L191 67L190 66ZM192 64V65H193ZM207 64V63H206ZM223 64V63H222ZM223 64V65H224ZM116 65V64H115ZM112 66V67H114V69L116 68V66ZM119 65V64H118ZM117 65V66H118ZM124 65V64H123ZM123 65H121V66H123ZM148 63H147V67H148ZM168 65H170V64H168ZM173 65H175V64H173ZM195 65H194V68H195ZM201 65V64H200ZM221 65V64H220ZM247 65H249V64H247ZM252 64H250L249 66H251ZM254 65V64H253ZM50 66V65H49ZM120 66V65H119ZM117 67V68H119V69H115V70H113V71H116V73L115 72H113L111 69V72H112V74L113 73H115V74H119L118 72L121 70H123V69H120V67ZM132 66V65H131ZM134 66V65H133ZM132 66V67H133ZM164 66V65H163ZM167 66V65H166ZM178 66H179V64H178ZM198 66V65H197ZM196 66V67H197ZM201 66H204V65H201ZM206 66V65H205ZM246 66V67H245ZM255 66V65H254ZM103 66H101V68H102ZM111 67V66H110ZM111 67V68H112ZM124 67V66H123ZM138 67V66H137ZM140 67V66H139ZM169 67V66H168ZM172 67V64L170 65V68ZM187 67V68H188ZM199 67V66H198ZM207 67V66H206ZM208 67V68H209ZM222 67V66H221ZM252 67V66H251ZM146 67H144V69H145ZM165 68V67H164ZM169 68V69H170ZM185 68V67H184ZM192 68V67H191ZM205 68V67H204ZM254 68V67H253ZM46 69H47V71H46ZM103 69V68H102ZM124 69H125V67H124ZM149 68H147V70H148ZM166 69V68H165ZM197 69V68H196ZM202 69V68H201ZM224 68H222L221 70H223ZM104 70V69H103ZM139 70V69H138ZM163 70V69H162ZM171 70V69H170ZM184 70V69H183ZM199 70V69H198ZM225 70V72L226 73H224V75L225 76H223V74H222V76L223 77H226V74H227V71H226V68L224 69ZM247 70V71H246ZM252 70V69H251ZM184 71H186V69L184 70ZM184 71H182V72H184ZM264 71V70H263ZM216 72H217V70H216ZM223 72V71H222ZM221 72V73H222ZM123 73V72H122ZM127 73H129V72H127ZM136 73H137V71H136ZM136 73H134V74H136ZM187 73V72H186ZM185 73V74H186ZM189 74L191 73L190 71L188 72ZM236 73V72H235ZM235 73H233L234 75H235ZM108 74H109V72H108ZM125 74V73H124ZM205 74V73H204ZM217 74H218V72H217ZM217 74H216V76H217ZM220 74V73H219ZM229 74H230V72H228V77L230 78V76H229ZM232 74V73H231ZM232 74V75H233ZM237 74V73H236ZM239 75H240V73H238ZM247 74V73H246ZM117 75H115V76H112L113 77V79H114V77H115V80H116V77H118ZM120 75V74H119ZM179 75V74H178ZM231 75V76H232ZM82 76V77H83ZM110 76V75H109ZM109 76H108V81H109ZM122 76V75H121ZM121 76H120V78H121ZM165 76V75H164ZM167 76V75H166ZM166 76H165V78H166ZM187 75H185V77H186ZM221 76V77H222ZM241 76H242V74H241ZM244 76V75H243ZM247 77H248V75H246ZM245 76V77H246ZM83 77V78H84ZM158 77V76H157ZM157 77H155V78H157ZM168 77V76H167ZM211 77H213V76H211ZM209 78V80H208V84H207V86L209 85L210 86V88H209V86H208V88L209 89H211V90H213V91H217L218 92V90L219 89H226L225 91L227 92V88H222L223 86H221L220 85V81H218V80H216V79H214V77L213 78ZM233 78L235 77V76H232ZM236 77H238V76H236ZM244 77V78H245ZM119 78V77H118ZM130 78V77H129ZM135 78H137V77H135ZM135 78H134V80H135ZM160 78V77H159ZM162 78H164V77H162ZM161 78V80L160 79H158V81L160 80V82H158V81H156L157 82V84L158 83H162V79ZM169 78V77H168ZM168 78H166V81L168 82L169 80H167ZM217 78V77H216ZM241 78V77H240ZM243 78V79H244ZM81 79V78H80ZM106 80H107V78H105ZM112 79V80H113ZM207 79V78H206ZM205 79V80H206ZM222 79V78H221ZM225 79V78H224ZM223 79V81H226L228 78H226V80H224ZM238 79H239V77H238ZM264 79V78H263ZM122 80V79H121ZM127 80H129V79H127ZM132 80V79H131ZM138 80V79H137ZM154 80V79H153ZM152 80V81H153ZM165 80V79H164ZM200 80H201V78H200ZM204 80V82H206ZM229 80V79H228ZM231 80V82H233L234 83V79H233V81H232V78L230 79ZM229 80V81H230ZM242 80V79H241ZM245 80H246V78H245ZM114 81V80H113ZM116 81H118V80H116ZM130 81V80H129ZM141 81V80H140ZM139 81V82H140ZM148 80H146V82H147ZM187 81V80H186ZM235 81H237L236 80V78H235ZM119 82V81H118ZM122 82V81H121ZM127 82V81H126ZM135 82V81H134ZM133 82V83H134ZM145 82V81H144ZM144 82H142V86H143V83ZM237 82H239V80L237 81ZM242 82V81H241ZM114 83V82H113ZM138 83V82H137ZM153 83V82H152ZM198 83V82H197ZM200 83V82H199ZM225 83H227V82H225ZM104 84V83H103ZM140 83H138L137 85H139ZM147 84V83H146ZM155 84V83H154ZM153 84V85H154ZM185 84H186V82H185ZM204 84H206V83H203V85ZM118 85V84H117ZM135 85H136V83H135ZM141 85V84H140ZM156 85V84H155ZM164 85V84H163ZM192 85V84H191ZM223 85H225V84H223ZM233 85H236V82L233 84ZM232 84H231V86H233ZM144 86H146L145 84H144ZM182 86V85H181ZM183 86H185V85H183ZM187 86V85H186ZM185 86V87H186ZM190 86V85H189ZM205 86V88H207L206 87V85H204ZM221 86V87H220ZM226 86V85H225ZM237 86V85H236ZM107 87H108V85H107ZM106 87V88H107ZM156 87H158V85H156ZM167 87V88H166ZM199 87H200V85H199ZM103 88H104V85H103ZM106 88H104L106 91L108 90V89H106ZM127 88V87H126ZM129 88V87H128ZM137 88H139V87H137ZM141 88V87H140ZM144 88V87H143ZM146 88V87H145ZM236 87H234V89H235ZM252 88H256V91H252ZM47 89V91H48V89H50L49 90V93L51 94V95H54L55 97L53 98V99H51V100H47V99H45V94H44V91ZM103 89V90H104ZM112 89V88H111ZM111 89H109V90H111ZM147 89V88H146ZM181 89H182V87H181ZM185 89V88H184ZM183 89V90H184ZM192 89V88H191ZM201 89V88H200ZM229 89H228V91H229ZM125 90H127V89H125ZM145 90V89H144ZM186 90L188 91V90H190V88H188L187 89V87H186ZM198 90V89H197ZM205 89L203 88V91H204ZM211 90H208V91H210L211 92ZM236 90H237V88H236ZM116 91V90H115ZM157 91V90H156ZM185 91V90H184ZM193 91H194V87H193ZM192 91V92H193ZM206 91H207V89H206ZM224 90H223V92H225ZM230 91V92H231ZM103 92V91H102ZM108 92V91H107ZM114 92V91H113ZM131 92H132V90H131ZM152 92H149V93H152ZM180 92H181V90H180ZM186 92V91H185ZM190 92V91H189ZM222 92V91H221ZM220 91H219V93H221ZM222 92V93H223ZM232 92V93H233ZM36 93H39V95H38V99L40 100V103H38V101H36V100H34V99H30V101H28V102H25V103H23L22 101L21 102H18V98H17V100H15V97L14 96H18V95H23V97H26V96H31V95H34V94H36ZM47 93V92H46ZM109 93V92H108ZM152 93V94H153ZM157 93V94H158ZM200 93H201V90H200ZM212 93V92H211ZM213 93H215V95H216V92H213ZM218 93V94H219ZM221 93V94H222ZM228 93V92H227ZM140 94V93H139ZM187 94V93H186ZM196 94H197V91H196ZM198 94H199V92H198ZM224 94V93H223ZM112 95V94H111ZM116 95V94H115ZM188 95V94H187ZM206 95H207V93H206ZM105 96V95H104ZM104 96H103V98H104ZM110 96V95H109ZM114 96V95H113ZM112 96V97H113ZM122 96V95H121ZM134 96V95H133ZM133 96H131V98L133 97ZM139 96V95H138ZM154 96V95H153ZM201 96V95H200ZM211 96V95H210ZM212 96H214V95H212ZM218 96V95H217ZM222 96V95H221ZM225 96V95H224ZM238 96V95H237ZM236 96V97H237ZM245 96V95H244ZM257 96V97H258ZM13 97H14V99H13ZM135 97V96H134ZM47 98V97H46ZM142 98V97H141ZM140 98V99H141ZM182 98V97H181ZM185 98H187L188 99V97H185ZM192 98V97H191ZM209 98H212V97H209ZM216 98V97H215ZM219 98H220V95H219ZM246 98V97H245ZM22 99V98H21ZM112 99V98H111ZM135 99H137L136 97H135ZM147 99V98H146ZM195 99V98H194ZM207 100H213V99H207ZM194 101V100H193ZM13 102H15L14 104H13ZM84 102V103H83ZM201 102V101H200ZM212 102V101H211ZM10 103H12V104H10ZM202 104V103H201ZM118 105V106H117ZM204 106L206 105V103L205 104H203ZM8 106H10L11 107V110H7L6 108L8 107ZM83 110H87L89 113H83V114H81V112L83 111ZM126 112L128 113L129 112V114L127 115V116H125V114H126ZM96 114V115H94V116H92L93 114ZM4 114V115H5ZM48 114H50L49 116H47ZM92 114V115H91ZM91 115V116H90ZM240 116V117H239ZM248 117V116H247ZM249 117V118H250ZM252 117H253V115H252ZM114 118V119H113ZM249 118H247L246 120H249ZM57 119V122L55 121ZM64 119H66V120H64ZM59 120V121H58ZM241 120V119H240ZM253 120V121H254ZM16 121V122H17ZM65 121H67V122H65ZM72 121V120H71ZM74 122V121H73ZM46 123V122H45ZM70 123V122H69ZM72 123V122H71ZM261 123L259 124L260 125V127H258V128H263L262 126H261ZM63 125V124H62ZM252 125H253V123H252ZM50 126L52 127V125H51V122H50ZM49 126V127H50ZM254 126H252V127H254ZM251 127V129H254V128H252ZM48 128V127H47ZM56 128H57V126H56ZM48 129H50V128H48ZM225 129V128H224ZM100 130V131H99ZM166 130V131H167ZM212 130V131H211ZM226 130V129H225ZM224 130V131H225ZM255 130H257V128L255 129ZM258 130H260L261 131V129H258ZM158 131V130H157ZM156 131V132H157ZM222 131V130H221ZM223 131V132H224ZM227 131V130H226ZM259 131V133H261V132H263V130L260 132ZM63 132H65V134H63ZM218 132V134H216ZM223 132H220L222 135L221 136H223ZM230 132V131H229ZM235 132H234V134H232L231 136H233V135H235V136H237L236 134H235ZM250 132H251V130H250ZM50 133V132H49ZM48 133V134H49ZM163 133V132H162ZM170 133V132H169ZM231 133H233V132H231ZM230 133V134H231ZM252 133V132H251ZM250 133V134H251ZM256 133V131L254 132V134ZM50 134H52V132L50 133ZM160 134V133H159ZM158 134V135H159ZM239 134V135H240ZM250 134H248V135H250ZM253 134V133H252ZM257 134V133H256ZM11 135V134H10ZM157 135V134H156ZM165 135V134H164ZM163 135V136H164ZM242 135H240L241 137L239 138V139H241L242 138ZM264 135V134H263ZM152 136L151 138H150V140L147 142L146 140H145V142H147V145H145V146H147V150L149 149V148H153V149H156L155 147H157L158 145H160L161 143H163V136H161V134L159 135V136ZM166 136H168V135H166ZM166 136H165V138H166ZM220 136V137H221ZM230 136V137H231ZM234 136V137H235ZM252 136V135H251ZM150 137V136H149ZM172 137V136H171ZM212 137V136H211ZM217 137H219V136H217ZM219 137V138H220ZM228 137H229V135H228ZM257 137V136H256ZM259 137H261V136H258V138ZM4 138V137H3ZM146 138V137H145ZM164 138V140H167V139H165ZM206 138V137H205ZM218 138V139H219ZM237 138V137H236ZM235 138V139H236ZM252 138H253V136H252ZM255 138V137H254ZM144 139V138H143ZM217 139V138H216ZM227 139V138H226ZM229 139V138H228ZM243 139V138H242ZM241 139V140H242ZM261 138H259V140H260ZM3 140V139H2ZM173 140V139H172ZM200 140H202V139H200ZM204 140V139H203ZM245 141H247L248 142V140H246V139H244ZM243 140V141H244ZM252 140H255V139H252ZM257 140V139H256ZM259 140H257V141H259ZM7 141H8V139H7ZM11 141V140H10ZM130 141H133L134 143L132 144V146H133V148H129V143H130ZM168 141V140H167ZM184 141V142H185ZM226 141V140H225ZM232 141H234V140H232ZM244 141V142H245ZM250 141H251V139H250ZM249 141V142H250ZM260 141H262V139L260 140ZM259 141V142H260ZM19 142V141H18ZM144 142V141H143ZM144 142V143H145ZM165 142V141H164ZM176 142V143H177ZM186 142V143H187ZM196 143V144H194V143ZM203 142V141H202ZM207 142V141H206ZM224 142V141H223ZM222 142V143H223ZM236 142V141H235ZM238 142H240V141H238ZM246 142V143H247ZM175 143V142H174ZM180 143V142H179ZM178 143V144H179ZM194 144L193 146L191 145V144ZM215 143H217V142H215ZM218 143H220V141L218 142ZM229 143V142H228ZM240 143H242L243 145H244V143L243 142H240ZM251 143H252V141H251ZM255 143H257V142H255ZM140 144H142V142L140 143ZM146 144V143H145ZM165 144V143H164ZM202 144V143H201ZM204 144V143H203ZM260 144V143H259ZM258 144V146H260ZM131 145V144H130ZM139 145V144H138ZM200 145V144H199ZM208 145V144H207ZM253 145H255V144H253ZM263 145V144H262ZM110 146V147H111ZM181 146V145H180ZM184 146V145H183ZM186 146H187V144H186ZM234 146H236V145H234ZM242 146V145H241ZM240 146V147H241ZM34 147V148H35ZM38 147V148H37ZM141 147V146H140ZM149 147V148H148ZM172 147V146H171ZM177 147V146H176ZM243 147V146H242ZM244 147H246V144H245V146ZM244 147L243 148H240V149H244ZM250 147V146H249ZM255 147V149H256V147H257V144H256V146H254ZM22 148H24L23 150H22ZM183 148V147H182ZM263 148V147H262ZM111 149V148H110ZM114 149H113V153H114ZM144 149V148H143ZM152 149V150H153ZM196 149V148H195ZM251 149V148H250ZM258 149V148H257ZM172 150V149H171ZM111 152H112V150H110ZM117 151V152H118ZM132 151V152H133ZM136 151H137V149H136ZM174 152H175V150H173ZM177 151V150H176ZM188 151V150H187ZM187 151H186V156H187V154H188V156L190 155V153H189V151H188V153H187ZM255 151V150H254ZM259 151H260V149H259ZM181 152V153H180ZM180 152H178V153H180V155L179 154H177V152H176V154H175V156L177 155H179V156H181L182 155V157H180V158H175L174 160L172 159V158H166V157H161V155H160V157L161 158H155V155L153 154V156H148V155H146V156H148V157H146L145 155H141V153L139 154L138 153V155L137 154H135V155H137V156H135V158L132 160V161H130L129 163H128V165H127V167H128V169H126V170H128L125 174H123L126 170H124V172H120L118 175H116V177H114V178H112V179H110L109 178V180L107 181V183H105L104 185H103V194L101 195V192H99L100 194L98 195L99 197H100V195L102 196V197H105L106 196V198L108 199V202H106L105 201V198L103 199L109 206H110V210L112 209V210H118L119 209V207H121V205H122V203H121V201H122V199L126 196H124V194H126L127 192H130V191H132L133 189H135L138 185H139V183L140 182H142V181H144L145 179H147L148 177H149V175L150 174H152L153 172H156L155 171V169H156V166L158 165H160V164H166L165 166H162L161 165V167H164V169H166L165 167H167L168 169H166V170H168L167 172L165 171V173H170V171L174 174V173H176L177 174V176H176V174H175V178H173L172 179V183H174L175 184V187H176V185L177 186H179V188H180V191H182L181 189H183V190H185L186 192H187V194H191V193H193V192H195L196 193V191H197V194H192L193 195V197H192V199H196V198H198V197H200V195H201V197H203L202 196V192H204V194H206L205 192H207V191H204L205 190V188H207V187H215V186H212L213 184H216V183H214V181H213V179L214 178H216V177H221V173H222V171L220 170V172L218 171V168H217V165L215 164V163H212V162H210V160L208 161V160H206L205 161V159H203V160H192V159H194V158H192V159H189V158H185V157H183V154H185V153H183L182 154V151H180ZM191 152V153H192ZM194 152H195V150H194ZM119 153V152H118ZM120 153V154H121ZM125 153V154H126ZM246 153V152H245ZM252 153V152H251ZM258 152H256V154H257ZM264 153V152H263ZM115 154V153H114ZM117 154V153H116ZM172 154V153H171ZM192 154H194V153H192ZM247 154H248V152H247ZM253 154L255 155V157H257V155L255 154V152H253ZM260 153H258V155H259ZM124 155V154H123ZM134 155V154H133ZM252 155V154H251ZM261 155H263L262 153H261ZM79 156V157H80ZM128 156V155H127ZM168 156V155H167ZM172 156V155H171ZM174 156V155H173ZM172 156V157H173ZM176 156V157H177ZM178 156V157H179ZM245 156H246V154H245ZM253 156V155H252ZM264 156V155H263ZM82 157V156H81ZM157 157V156H156ZM190 157V156H189ZM248 157V159L245 157V159L247 160H245V162L246 163H248L250 160L249 159H251V160H255V159H252V157L250 156V155H248L247 156ZM250 157V158H249ZM254 157V158H255ZM259 157H260V155H259ZM258 157V158H259ZM127 158V157H126ZM130 158H132V157H130ZM191 158V157H190ZM257 158V159H258ZM263 158V157H262ZM202 159V158H201ZM65 160V159H64ZM263 160V162H264V159H262ZM124 161H127V159L126 160H124ZM260 161V160H259ZM128 162V161H127ZM251 162H253V161H251ZM250 162V163H251ZM124 163V162H123ZM254 164H255V162H253ZM261 162H259L258 164H257V168L258 169H260V170H263L264 171V163L262 164H260ZM126 163H124V165H125ZM121 165H122V163H121ZM123 165V166H124ZM253 165V164H252ZM118 167H119V165H118ZM122 167V166H121ZM126 167V168H127ZM160 166H159V171H160V168H161ZM226 167V166H225ZM229 167V166H228ZM228 167H226V168H228ZM116 168V167H115ZM158 168V167H157ZM120 169V168H119ZM125 169V168H124ZM222 169V168H221ZM229 169V168H228ZM228 169H226V170H228ZM231 169V168H230ZM120 170H122V169H120ZM157 170V169H156ZM163 170V169H162ZM170 170V171H169ZM223 170V169H222ZM225 170V171H226ZM231 170H233V169H231ZM159 171H157V172H159ZM152 172V173H151ZM161 172V171H160ZM159 172V173H160ZM224 172V171H223ZM228 172H230L229 170H228ZM162 173V172H161ZM164 173V171H163V174H165ZM225 173V172H224ZM115 174V173H114ZM113 174V175H114ZM173 174H171V175H173ZM153 175H155V173H153ZM156 175H158V173L156 174ZM162 175V174H161ZM171 175H168V176H171ZM154 177V176H153ZM174 177V176H173ZM150 178V177H149ZM168 178V177H167ZM167 180V179H166ZM215 181L217 180V178L216 179H214ZM219 181H220V178L218 179ZM211 181H213L212 183H211ZM221 182V181H220ZM217 183H219V182H217ZM220 184V183H219ZM217 185V184H216ZM224 185V184H223ZM225 186V185H224ZM102 187V186H101ZM210 187V188H211ZM217 187V186H216ZM219 187V186H218ZM213 188H211V189H213ZM227 188V187H226ZM54 189V190H55ZM101 189V190H102ZM194 189H196V191L194 190ZM208 189V188H207ZM219 189V188H218ZM222 189V188H221ZM60 190V189H59ZM64 190V189H63ZM66 190V189H65ZM194 190V191H193ZM229 190V189H228ZM231 190H232V187H231ZM234 190V189H233ZM236 190V189H235ZM234 190V191H235ZM55 191H57V189L55 190ZM179 191V193L178 194H176V195H173V197L174 198H176V200L178 201V205H179V202L180 203H184V200L185 201H187V200H189L190 199V197L188 198V197H184L185 195L182 193V192H180ZM46 192V191H45ZM49 192V191H48ZM58 192V191H57ZM93 192V191H92ZM166 192V191H165ZM169 192V191H168ZM217 192H218V190H217ZM224 192V191H223ZM222 192V193H223ZM226 192V194H229V193H227L228 191H225ZM65 193V192H64ZM68 193V192H67ZM91 193V192H90ZM92 195H93V193H91ZM94 194H95V192H94ZM105 194V196H103ZM165 194H167V193H165ZM186 194V195H187ZM217 194V193H216ZM221 194V193H220ZM219 194V197L221 196V198H222V195L224 194H222V195H220ZM61 195H62V193H61ZM96 195V194H95ZM162 195H164L163 193H162ZM168 195V194H167ZM167 195H164V196H167ZM218 195V194H217ZM225 195V194H224ZM63 196V195H62ZM61 196V197H62ZM97 196V195H96ZM95 196V197H96ZM97 196V197H98ZM196 196V197H195ZM206 196V195H205ZM212 196V195H211ZM214 196H215V194H214ZM228 196V199H229V195H227ZM93 197H94V195H93ZM94 197V198H95ZM96 197V199H98ZM162 197V196H161ZM223 197H225V196H223ZM92 198V197H91ZM93 198V199H94ZM128 197L126 196V198H124V199H127ZM170 198V197H169ZM184 198H187V200L186 199H184ZM204 198V197H203ZM206 198H207V196H206ZM205 198V199H206ZM211 198V197H210ZM209 198V199H210ZM216 198H217V196H216ZM221 198H219V199H221ZM92 199V200H93ZM167 199H168V197H167ZM202 199V198H201ZM208 199V198H207ZM226 199V198H225ZM228 199H226V200H228ZM129 200H130V198H129ZM191 200V199H190ZM215 200H217V199H215ZM98 201V200H97ZM100 201V200H99ZM103 201V202H104ZM165 201H167V200H165ZM193 201V200H192ZM197 201H199V198H198V200ZM210 201V200H209ZM207 202V205H208V203H209V205H210V202ZM211 201H213L214 202V200H211ZM218 201H220V200H218ZM224 201V200H223ZM222 201V199H221V203L223 202ZM127 202H130V201H128L127 200ZM189 202V201H188ZM195 202H196V200H195ZM195 202L193 201V203L195 204ZM206 202H205V204H206ZM217 202V201H216ZM106 203H105V205H106ZM174 203V202H173ZM187 203V202H186ZM190 203H191V201H190ZM189 203V204H190ZM212 203V202H211ZM220 202H219V204H221ZM223 203H225V202H223ZM262 203H263V201H262ZM83 204H85V203H83ZM98 204V203H97ZM124 204V203H123ZM128 204V203H127ZM185 204V203H184ZM193 204V205H194ZM217 204H218V202H217ZM228 204V203H227ZM103 205H104V203H103ZM175 205V204H174ZM173 205V206H174ZM186 205V204H185ZM188 205V204H187ZM223 205V204H222ZM124 206V205H123ZM128 206H130V205H128ZM134 206V205H133ZM225 206V205H224ZM96 207V206H95ZM97 207H99V205L97 206ZM106 207V206H105ZM108 207V206H107ZM204 207H207V206H204ZM213 207V206H212ZM217 207H219V206H217ZM134 208H135V206H134ZM176 208V207H175ZM215 208V207H214ZM223 208V207H222ZM226 208V207H225ZM98 209V208H97ZM104 209V208H103ZM126 209H128V208H126ZM125 209V210H126ZM137 209V208H136ZM187 209H189V208H187ZM100 210V209H99ZM179 210V209H178ZM181 210H182V208H181ZM207 210V209H206ZM128 211V210H127ZM184 211V210H183ZM188 211V210H187ZM210 211V210H209ZM216 211V210H215ZM219 211V210H218ZM217 211V212H218ZM251 210H249V212H250ZM95 212H97V211H95ZM162 212V211H161ZM180 212V211H179ZM189 212V211H188ZM187 212V213H188ZM207 212V211H206ZM217 212H213L214 214H216ZM236 212V211H235ZM100 213H101V211H100ZM112 213V212H111ZM120 213V212H119ZM164 213H166V212H164ZM176 213V212H175ZM238 213V212H237ZM240 213V212H239ZM243 213V212H242ZM246 213L247 212H245V215H246ZM103 214V213H102ZM107 214V213H106ZM113 214V213H112ZM177 214V213H176ZM211 214V213H210ZM220 214V213H219ZM225 214V213H224ZM234 214V213H233ZM244 214V213H243ZM108 215V214H107ZM157 215H158V213H157ZM162 215V214H161ZM184 215V214H183ZM29 216V215H28ZM114 216V215H113ZM170 216V215H169ZM181 216V215H180ZM240 215H238V217H239ZM248 216V215H247ZM247 216L245 217V218H247ZM34 217V216H33ZM33 217H28V218H26V220L25 221H23L25 224H27V225H31L32 223H34L33 222V220H34V218ZM87 217V216H86ZM108 217V216H107ZM160 218H158V219H160V220H158V219H155L156 221L158 220V222H159V224L157 223V225H160V226H162L163 228H167L166 227V225H169L170 223H169V221H170V219L168 220V218L166 219V215L165 216H163L162 215V217L161 216H159ZM172 217H173V215H172ZM210 217V216H209ZM216 217V215L215 216H213V218H215ZM218 217V216H217ZM235 217V216H234ZM71 218V217H70ZM88 218V217H87ZM112 218H114V217H112ZM230 218V217H229ZM237 218V217H236ZM244 218V217H243ZM242 218V219H243ZM181 219H183V216H182V218ZM216 219V218H215ZM36 220V219H35ZM69 220V219H68ZM92 220V219H91ZM223 220V219H222ZM233 220H235V219H233ZM245 220V219H244ZM247 220V219H246ZM70 221V220H69ZM166 221H168V222H166ZM173 221V220H172ZM172 221H170V222H172ZM215 221V220H214ZM217 221V220H216ZM215 221V222H216ZM221 221V220H220ZM75 222V221H74ZM85 222V221H84ZM84 222H82V223H84ZM218 222V221H217ZM217 222H216V224H217ZM235 222V221H234ZM152 223H154V221L152 222ZM168 223V224H167ZM176 223H178V222H176ZM213 223V222H212ZM220 223V222H219ZM219 223H218V226H221V224L219 225ZM221 223H223L224 224V222L223 221H221ZM67 224V223H66ZM223 224H222V226H223ZM234 224H236V223H234ZM80 225V224H79ZM86 226V225H85ZM170 226V225H169ZM173 226V225H172ZM213 226V225H212ZM217 226V225H216ZM221 226V227H222ZM245 226V225H244ZM70 227V226H69ZM72 227V226H71ZM74 227V226H73ZM77 227V226H76ZM83 227V226H82ZM81 227V228H82ZM87 227V226H86ZM215 227V226H214ZM220 227V228H221ZM264 227V226H263ZM28 228V227H27ZM26 228V229H27ZM225 227H223V229H224ZM23 229H25V228H23ZM28 229H31V227H29ZM68 229V228H67ZM66 229V230H67ZM86 229V228H85ZM222 229V228H221ZM245 229V228H244ZM63 230V229H62ZM74 230V229H73ZM82 230V229H81ZM216 230H218V228L216 229ZM215 230V233L216 232H218V231H216ZM24 231V230H23ZM221 231V230H220ZM236 232H234V231H232V232H234V233H232V234H230V235H227V237L225 238V240L227 241V242H229V243H231L230 245H232V244H234V243H236V242H238L240 239H239V237L241 238V236L240 235H238L239 233H238V230H235ZM58 232H61V231H58ZM264 232V231H263ZM26 233V232H25ZM25 233H23L24 235H26ZM69 233V232H68ZM72 233V232H71ZM82 233V232H81ZM218 233H220V232H218ZM217 233V234H218ZM221 233H223V232H221ZM29 234H30V231H29ZM58 234V233H57ZM75 234H76V232H75ZM211 234H214V233H211ZM261 234V233H260ZM32 234H30V239H29V242L27 243V247H26V245H25V247H26V249H24L23 251H22V249H21V252L20 251H18L19 249H14L15 248V246L13 245V247L10 249V251H8V248H6L7 249V252L5 253V255H6V259L4 260V263L5 264H39V261H41V260H39L38 261V259L40 258L41 259V257H40V253H39V251L37 250V249H35L37 246H36V242L34 241V244H35V248H34V244L32 243V241L33 240H36V239H34V236L35 235H32ZM64 235V234H63ZM66 235V234H65ZM71 235V234H70ZM149 235H151V237L149 238V237H147V239L149 238V240H146V239H144V240H146V243H144V244H149L150 246H151V248L153 249L154 247H156V248H159V249H157L158 250V252H157V250H153L152 252L153 253H156V255H158L157 256V258H158V262H156L157 264H200V263H202V261L199 263V262H197L198 260H199V258H201V257H191V256H189V249L188 248H190V247H192L191 245H193L194 246V243H196V241H197V238H196V241H194V242H191V243H185V242H190L189 240L188 241H183V243L184 244H186V248H184L183 246H179L180 248H179V252L177 251V253L176 252H174V251H176V250H174L173 251V249H163L162 247H161V245H163L162 243H161V245L159 244V242H161L160 240L161 239H158V237H156L157 236V234H154L155 235V237L154 236H152V234H149ZM20 236V235H19ZM41 236V235H40ZM62 236V235H61ZM74 236V235H73ZM72 236V237H73ZM78 236V235H77ZM90 236V235H89ZM208 236H210V235H208ZM223 236V234L219 237L218 235L216 236V238L217 237H219V238H221ZM226 235H224V237H225ZM255 236V235H254ZM21 237V236H20ZM44 237V236H43ZM53 237V236H52ZM67 237V236H66ZM80 237H82V236H80ZM79 237V240L78 241H80V243L78 242V244H76L77 246H79L78 247V249L80 250V251H85L86 253H88V254H97V255H99V257L105 262V263H107V264H113V263H115L116 261H117V258H119V253H120V250L122 249L121 248V246L120 247H117V248H119V251L118 250H115V249H111V248H108V245L110 244V237H109V235H99V236H96L94 239H86V237L84 238H80ZM184 237V236H183ZM213 237V236H212ZM223 237V238H224ZM36 238V237H35ZM45 238H46V236H45ZM73 238H75V237H73ZM77 238V237H76ZM90 238H92V235H91V237ZM164 238V237H163ZM188 238V237H187ZM209 238V237H208ZM213 238H215V236L213 237ZM216 238H215V240H216ZM218 238V242H221V243H223V242H225V240H223L222 238V240H223V242H222V240L221 239H219ZM42 239V238H41ZM81 239V240H80ZM205 239V238H204ZM203 239V240H204ZM206 239H207V237H206ZM205 239V240H206ZM239 239V240H238ZM56 240V239H55ZM94 240V244L93 245H91V244H87V243H89V242H92ZM163 240V239H162ZM192 240H194V239H192ZM202 240V239H201ZM200 240V241H201ZM202 240V241H203ZM205 240L203 241V243L205 242ZM207 240H209V239H207ZM213 240V239H212ZM211 240V241H212ZM221 240V241H220ZM257 240H259L258 238H257ZM44 241V240H43ZM58 241V240H57ZM56 241V242H57ZM132 242V244L131 245H133L134 247H136L137 248V246H136V243L137 244H139L138 243V241L136 242V239H134V240H131ZM147 241L149 242V243H147ZM165 241V240H164ZM250 241V240H249ZM261 241H263V240H261ZM42 242V241H41ZM144 242V241H143ZM197 242H199V240L197 241ZM212 242H215V243H218L217 241H212ZM226 242V243H227ZM251 242V241H250ZM249 242V243H250ZM228 243V244H229ZM239 243V242H238ZM58 244V243H57ZM143 244V245H144ZM201 244V243H200ZM199 243H198V245H200ZM142 245V244H141ZM12 246V245H11ZM58 246V245H57ZM56 246V247H57ZM132 246V247H133ZM148 246V245H147ZM202 246V245H201ZM200 246V247H201ZM149 247V246H148ZM165 248H166V245L164 246ZM170 247V246H169ZM196 247H198V246H196ZM136 248H134V249H136ZM138 248L139 249H142L143 250V252H145L144 250H145V248H143V246H138ZM173 248V247H172ZM193 248V247H192ZM191 248V249H192ZM13 249V250H12ZM138 249V250H139ZM150 249V248H149ZM149 249H147V251H149ZM151 249V250H152ZM195 250H194V252L196 251V254H197V250H196V248H194ZM200 249V248H199ZM202 249H205L204 248V246L202 247ZM262 249H264V248H262ZM193 250V249H192ZM117 251H118V253H117ZM141 251V250H140ZM199 251H201V250H199ZM263 251V250H262ZM139 252V251H138ZM143 252L141 251L140 253H142V256H144L143 255ZM146 253V252H145ZM144 253V254H145ZM200 253V252H199ZM203 253V252H202ZM235 253V252H234ZM234 253H233V255H234ZM237 253V252H236ZM116 254H118L117 256H116ZM147 254V253H146ZM195 254V253H194ZM195 254V256H197ZM215 254H217L216 252H215ZM215 254L214 255H212V257L214 256L215 257ZM155 255V256H156ZM192 255V254H191ZM199 255V254H198ZM208 255H210V254H208ZM232 255V256H233ZM115 256L117 257V258H115ZM230 256V255H229ZM235 256V255H234ZM205 257V256H204ZM204 257H202L203 259H204ZM211 257V258H212ZM219 257H220V259L223 261L224 259V257L223 256H221V255H219ZM222 257V258H221ZM228 257V256H227ZM236 257H237V254H236ZM3 258H4V256H3ZM140 258V257H139ZM155 258V257H154ZM216 258H218V256H216ZM239 258V257H238ZM245 258H248V257H245ZM249 258H251V259H248V260H252L253 261V257H251L250 255H249ZM196 259H198V260H196ZM219 259V258H218ZM219 259V260H220ZM231 259V258H230ZM235 259V258H234ZM240 259H242V256L240 257ZM143 260V259H142ZM149 260V259H148ZM155 260V259H154ZM215 260V259H214ZM243 260V259H242ZM135 261V260H134ZM205 261V260H204ZM204 261H203V263H204ZM207 261V260H206ZM226 261V260H225ZM225 261H223L224 263H225ZM244 261V260H243ZM243 261H241V260H239V259H235V262H237V263H240L241 262V264H248L249 262L247 261L246 262V260H245V262H243ZM252 261H251V263H252ZM145 262V261H144ZM154 262V261H153ZM212 262V261H211ZM254 262V261H253ZM2 263V262H1ZM42 263V262H41ZM202 263V264H203ZM214 263H215V261H214ZM217 263H220L221 264V262L219 261V262H217ZM217 263H215V264H217ZM230 263H232V259H231V262ZM250 263V264H251ZM43 264V263H42ZM140 264H141V262H140ZM143 264H150V263H143ZM205 264V263H204ZM207 264V263H206ZM209 264V263H208ZM226 264H227V262H226ZM233 264V263H232ZM254 264V263H253Z\"/></svg>", "mask_w": 264, "mask_h": 264}]
</instances>
